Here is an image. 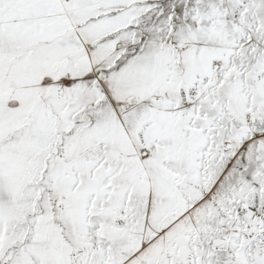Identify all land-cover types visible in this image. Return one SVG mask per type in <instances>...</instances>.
Instances as JSON below:
<instances>
[{
    "label": "snow or ice",
    "instance_id": "1",
    "mask_svg": "<svg viewBox=\"0 0 264 264\" xmlns=\"http://www.w3.org/2000/svg\"><path fill=\"white\" fill-rule=\"evenodd\" d=\"M0 264H264V0H0Z\"/></svg>",
    "mask_w": 264,
    "mask_h": 264
}]
</instances>
